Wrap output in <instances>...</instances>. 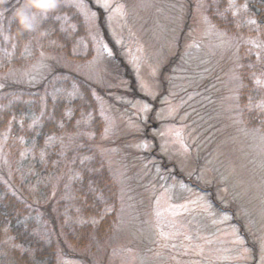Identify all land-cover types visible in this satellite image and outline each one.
Segmentation results:
<instances>
[{
  "label": "rangeland",
  "instance_id": "obj_1",
  "mask_svg": "<svg viewBox=\"0 0 264 264\" xmlns=\"http://www.w3.org/2000/svg\"><path fill=\"white\" fill-rule=\"evenodd\" d=\"M91 1L99 8L87 0L64 1L84 17L87 38L78 39V47L84 53L90 42V58L44 54L28 68L0 75V87H34L55 66L64 67L89 85L104 120L94 145L118 187V221L96 249L59 240L56 264H264V99L250 103L255 120L239 103L245 43L257 52L262 71L256 80L264 87L259 28L235 36L216 26L206 15V0ZM249 1L232 6L236 17L244 16L245 30L264 22L253 16ZM89 125L87 119L77 134L93 137ZM4 139L1 179L10 176ZM37 181L28 186L39 188L43 182ZM65 182L68 190L70 176ZM54 192L40 213L52 234Z\"/></svg>",
  "mask_w": 264,
  "mask_h": 264
},
{
  "label": "trees",
  "instance_id": "obj_2",
  "mask_svg": "<svg viewBox=\"0 0 264 264\" xmlns=\"http://www.w3.org/2000/svg\"><path fill=\"white\" fill-rule=\"evenodd\" d=\"M64 1L58 0V7L48 16L37 15L31 30H21L15 21L13 11L20 2L9 0L0 5V75L5 70L28 68L44 54L77 62L93 55L90 42L84 53L78 47V39L87 38L82 13ZM246 1L206 0V15L235 36L254 35L259 28L264 41L260 26L264 22L245 30L248 25L244 16L233 14L232 6ZM252 4L261 5L260 16L264 17L263 1L250 0V10ZM101 14L99 22L107 34ZM248 44L240 47L239 103L242 111L255 120L257 114L250 103L264 99V87L256 80L262 71L256 66L257 52ZM251 62L254 64L250 68ZM40 83L34 87H0V136H5L4 148L10 160V176L0 178V264H56L59 240L77 249H96L112 234L118 221V187L94 145L100 140L104 120L89 85L60 66ZM140 96L144 98L138 93ZM87 119L91 138L77 134ZM68 176L71 184L64 190ZM37 178L43 183L37 181L39 188L31 189L28 183ZM51 191L57 195L55 214L50 213L54 234L40 214ZM209 195L215 206H221L213 192ZM39 224L45 226V232Z\"/></svg>",
  "mask_w": 264,
  "mask_h": 264
},
{
  "label": "clouds",
  "instance_id": "obj_3",
  "mask_svg": "<svg viewBox=\"0 0 264 264\" xmlns=\"http://www.w3.org/2000/svg\"><path fill=\"white\" fill-rule=\"evenodd\" d=\"M58 7V0H23L16 9L14 18L21 30H31L37 15L43 16Z\"/></svg>",
  "mask_w": 264,
  "mask_h": 264
},
{
  "label": "water",
  "instance_id": "obj_4",
  "mask_svg": "<svg viewBox=\"0 0 264 264\" xmlns=\"http://www.w3.org/2000/svg\"><path fill=\"white\" fill-rule=\"evenodd\" d=\"M253 8L255 9V11H258V8H256L255 6H253Z\"/></svg>",
  "mask_w": 264,
  "mask_h": 264
}]
</instances>
